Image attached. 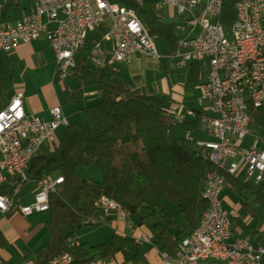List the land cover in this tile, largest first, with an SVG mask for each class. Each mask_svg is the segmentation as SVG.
Returning <instances> with one entry per match:
<instances>
[{
  "label": "built area",
  "instance_id": "built-area-1",
  "mask_svg": "<svg viewBox=\"0 0 264 264\" xmlns=\"http://www.w3.org/2000/svg\"><path fill=\"white\" fill-rule=\"evenodd\" d=\"M160 1L175 11L169 20L174 23L176 36L172 53H160L145 22L118 0H34L29 11L16 21L4 20L0 10V52H10L21 43L44 36L55 53L56 80L63 82L73 76L77 55L85 48L91 32L111 15L112 26L102 42H111L112 48L98 40L91 50L92 65L117 70V63L129 62L136 53L169 60L177 70L203 63L206 77L200 84L198 129L187 131L185 137L202 150L209 162L226 163L229 174L244 170L247 181L259 184L264 179V138L256 135L249 144L245 139L256 131L249 108L264 107V0L237 1L236 20L228 27L220 21L228 0ZM50 112L52 119L47 121L27 115L22 92L14 93L0 110V185L13 190V195H0V215L16 207L15 199L29 180L32 158L41 150L54 149L56 130L69 124L60 104ZM175 115L185 118L178 111ZM205 175L208 208L196 228L177 243L174 257L161 252L160 264H264V244L255 245L248 236L233 232L231 215L222 200L225 178L217 171ZM63 181L59 173L44 177L32 201H20V213L30 217L48 212L49 195ZM98 205L102 208V224L114 216L120 221L129 220L130 213L110 197H102ZM136 240L140 244L152 243V237L145 232ZM68 241L71 246L79 244L72 237ZM68 262H74V257L65 252L49 264ZM113 263L112 255L90 262Z\"/></svg>",
  "mask_w": 264,
  "mask_h": 264
},
{
  "label": "trees",
  "instance_id": "trees-1",
  "mask_svg": "<svg viewBox=\"0 0 264 264\" xmlns=\"http://www.w3.org/2000/svg\"><path fill=\"white\" fill-rule=\"evenodd\" d=\"M22 1L0 0L2 18L14 21ZM118 1L145 22L156 43H166L167 53L175 50L174 23L165 21L157 12L160 0ZM237 1L224 3L220 16L222 25L228 27L236 20ZM91 50L89 39L78 53L73 69V76L80 81L73 90H65V97L68 103L75 102L84 97L88 87L96 85L100 89V100L84 109L86 125L69 123L54 149L39 151L27 172V185H37L52 174L64 176L63 183L49 195L46 219L49 240L36 249L34 264H49L65 252L73 255L71 264H90L93 259L108 255L116 256L117 264H151L147 257L151 249L171 251L168 239L176 247L198 225L208 208L204 197L206 173L221 174L226 186L243 199L247 210L261 208L264 211V179L255 185L247 181L244 170L229 174L218 169L185 137L187 131H197V119L177 118L173 109L175 101L169 96L130 95L131 85L121 78L118 70L92 65ZM205 77L203 63L191 66L189 83L200 85ZM14 89L13 69L0 52V110L15 93ZM249 114L252 127L264 134V107L251 106ZM82 166L96 168L102 179L84 178L79 170ZM5 194L13 195V190L2 184L0 195ZM104 196L117 201L129 212L130 221L148 233L152 243H136L115 232L113 239L106 243L91 245L79 241L78 245L71 246L68 239L78 241L81 228L102 224L99 220L102 208L98 203ZM20 201L16 197V207L8 214L20 213L17 207ZM231 223L234 234L238 227L244 232L251 229L234 215H231ZM7 244L0 232V248Z\"/></svg>",
  "mask_w": 264,
  "mask_h": 264
},
{
  "label": "crops",
  "instance_id": "crops-1",
  "mask_svg": "<svg viewBox=\"0 0 264 264\" xmlns=\"http://www.w3.org/2000/svg\"><path fill=\"white\" fill-rule=\"evenodd\" d=\"M33 1H28L25 4L23 11L15 15L14 21L20 19L22 15L29 11L33 4ZM21 6V5H20ZM20 8V7H19ZM18 8V10H19ZM164 16V15H163ZM112 18V16H111ZM167 21V20H166ZM105 21L89 35L90 47L93 48L98 40L102 42L103 36L110 30L112 25L111 19L108 26L104 24ZM97 31V32H96ZM88 39V40H89ZM163 43L161 45L160 53H167V45L164 41H158L157 43ZM156 43V44H157ZM102 45L108 49L112 48L111 42H102ZM158 48V46H157ZM5 61L11 66L14 74L15 89L14 92H22L24 94V105L27 115L38 116L42 120H51L52 114L50 109L60 104L62 111L67 118L69 123L78 122L82 117L81 113L85 112V108L93 102V98L100 95V89L96 86H91L86 89V92H95L94 94L84 95L83 98L68 103L65 97V90L70 89L67 85L68 78L63 82L56 80V57L55 53L49 44L48 40L41 36L30 42L19 44L14 50L10 52H3ZM164 64L167 67H171L172 62L169 60H159L153 57H147L140 53H136L132 56L129 62H119L116 64V68L120 73L123 80L127 81L131 85L130 95H166L174 99L175 113L178 111L180 114L181 103L177 100L176 93H173L176 86H169L166 83V78L159 79L157 75L163 74ZM191 67H189L190 73ZM75 77V76H71ZM186 82H181L182 86H187ZM77 86V85H76ZM99 90V91H98ZM175 94V95H172ZM185 119H187L185 117ZM188 120V119H187ZM190 120V119H189ZM81 124V123H80ZM63 127L60 126L55 132V141H60V136L58 137V130ZM67 129V126H66ZM64 132V129H63ZM66 132V130H65ZM37 185H27L22 191V196L20 194L19 198L22 202H31L34 196V191ZM225 190V189H224ZM224 193V191H223ZM223 202L228 206H233L234 210H227L231 215H234L236 219L238 214L235 212L237 207L235 202L232 200L230 195L222 194ZM173 207V206H172ZM176 210V209H174ZM42 214L48 213H35L30 217H24L19 212H13L12 214L0 215V232L3 233L4 237L7 239L8 244L4 248H0V261L3 264H19L16 260H25L26 264L31 262L29 258L32 256V263L34 264V256L36 249L44 242L48 241L47 235H49L48 228L46 225V219L36 226H31V220L39 217ZM115 219V220H114ZM251 229L249 231H242L241 228H236L237 235L248 236L253 244L259 245L264 244V223L261 227L255 229L251 224L253 221L248 219H240ZM247 220V221H246ZM112 225L119 230V233H123L125 228V222L118 220L116 216L111 220ZM128 226H136L130 219L127 221ZM131 226V227H132ZM135 234H139L143 231L139 226ZM134 230V229H133ZM123 231V232H122ZM120 233V234H121ZM170 240V242H169ZM25 242L23 248L20 247L19 242ZM79 241V240H78ZM168 245L172 244L171 239L167 241ZM174 248V249H173ZM175 247L171 246L170 253L174 257ZM148 260L151 264H160L161 262V252L157 248L151 249L147 253ZM116 263V260H115ZM114 263V264H115Z\"/></svg>",
  "mask_w": 264,
  "mask_h": 264
},
{
  "label": "rangeland",
  "instance_id": "rangeland-1",
  "mask_svg": "<svg viewBox=\"0 0 264 264\" xmlns=\"http://www.w3.org/2000/svg\"><path fill=\"white\" fill-rule=\"evenodd\" d=\"M26 3H28V0H23L21 2V6L18 10V13L23 11V8H24ZM157 12L161 15H164L163 17H164L165 21L167 20V22H168L170 20L171 13L173 14L175 11L169 5H163L162 6V3L160 1L157 4ZM110 19H111V23H112L111 15H107L105 17V19H104L105 23L104 24H106V26L111 24ZM162 44L163 43H161V42L157 43L159 50H161ZM142 55L147 56V57H152V56L146 55V54H142ZM154 59H156V58H154ZM69 78H71V79L67 80V85L70 89H73L76 87V85L79 83L80 80L77 77H69ZM157 78H159V79L166 78V83L169 86H176L173 93H176L175 97L181 103L180 115L185 116L188 120L190 119L191 121H195L197 119L196 113H199L200 109H201L199 101H198V99L201 95V87H200V85L189 83V68L177 70V69H174L173 66L167 67L164 64L163 74L157 75ZM183 81L187 83V86L181 85V82H183ZM96 87L98 88V86H96ZM172 95H175V94H172ZM99 100H100V95L93 98V102H96ZM80 116H82V117L78 120L79 123H81L82 125H86L88 122L86 113L83 112L80 114ZM63 129H64V132H63ZM65 130H66V126H63L60 130H58L57 134H58V137L60 136V138H59L60 140L63 138V136L65 134ZM256 135L260 136L262 139L264 138V134H261L258 131H254L253 134H249L247 136V138L245 139V143L249 144L253 140L254 136H256ZM48 146H49V144L46 143L45 147L47 148ZM263 146H264V142H263ZM206 168L207 167L204 165V168H203L204 172L206 171ZM79 170H80V173L82 174V176L84 178H90V179H94V180H101L102 179L101 172L94 167L82 166L79 168ZM223 194L224 195L225 194L230 195L232 200L235 202V205L237 207V210L235 212L238 214V216H237L238 218L240 217V219L242 218L244 220L248 219L249 221H253L251 225L257 230H258V228L261 227L262 223H264V211L261 208H256L255 210H252V209L247 210L244 207L243 199L239 196V194L237 192L231 190L228 186L225 187ZM222 199H223V196H222ZM223 205H224V208L226 210H234L233 206L226 207L227 204L225 203V201L223 202ZM230 212H233V211H230ZM46 216H47L46 214H42L39 217L32 219L30 222L31 226L33 227V226H36L38 223H41L42 221L45 220V218H47ZM181 221H182V219H181ZM123 222H125L124 224H125L126 230L124 232L122 231L123 233L120 232L121 235H124L127 238H132L136 243H138L136 240V236L140 235L142 232L139 234H135V232L137 231V227L136 226L130 227V226H128L127 221H122V224H123ZM115 232L119 233V230H117V228H115L112 225V221H110L109 223L101 224V225H97V226H84L83 228H81L79 230L77 236H78V240L80 242H86V243H89L91 245H98V244H102V243H106V242L111 241L114 237ZM48 238H49V235H47V239ZM169 242H170V240H169ZM19 245L21 248H23L25 245V242L22 243V241H21V242H19ZM170 245L172 246V244H170ZM130 247L132 248L133 246H130ZM170 253H172V252H170ZM113 257L116 261H118V258L116 256H113ZM29 260L31 261V262H29V264H31L32 263V256H31V258H29ZM16 261H18L19 264H26L25 260H23V259L16 260ZM115 264H117V262Z\"/></svg>",
  "mask_w": 264,
  "mask_h": 264
},
{
  "label": "bare ground",
  "instance_id": "bare-ground-1",
  "mask_svg": "<svg viewBox=\"0 0 264 264\" xmlns=\"http://www.w3.org/2000/svg\"><path fill=\"white\" fill-rule=\"evenodd\" d=\"M212 163L218 168V169H222L224 171H226L227 173H229V167L227 166L226 163H220V161H212ZM72 262H68V263H63V264H71Z\"/></svg>",
  "mask_w": 264,
  "mask_h": 264
}]
</instances>
